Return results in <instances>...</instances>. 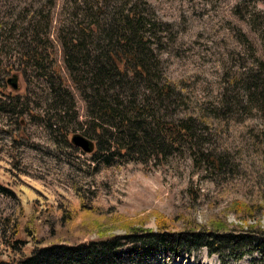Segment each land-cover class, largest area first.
I'll use <instances>...</instances> for the list:
<instances>
[{
  "label": "rangeland",
  "instance_id": "1",
  "mask_svg": "<svg viewBox=\"0 0 264 264\" xmlns=\"http://www.w3.org/2000/svg\"><path fill=\"white\" fill-rule=\"evenodd\" d=\"M123 3L143 18L136 35L145 39L151 72L132 81L110 74L105 92L85 64L75 63L79 55L73 63L66 58L65 46L79 43L92 61L103 37L113 42L117 19L127 15H120ZM34 52L39 68L29 60ZM14 75L15 89L7 82ZM164 88L169 96L159 93ZM96 90L132 121L153 123L166 153L161 161L156 148L133 143L127 127L122 132L99 115ZM258 90H264V0H0V187L14 194L0 190V219L13 221L20 206L16 238L28 241V229L36 239L54 235L62 243L122 234L126 224L156 230L153 212L172 231L264 230ZM135 105L147 110L138 115ZM152 114L161 124L183 119L193 137L165 143ZM91 118L103 125L99 131ZM75 134L110 148L105 153L117 142L135 153L95 161L71 144ZM66 212L74 217L69 222L61 220ZM9 229L0 226V260L11 259L3 243ZM32 247L27 242L23 252ZM243 252L236 258L202 248L150 264L260 263L259 254Z\"/></svg>",
  "mask_w": 264,
  "mask_h": 264
},
{
  "label": "trees",
  "instance_id": "2",
  "mask_svg": "<svg viewBox=\"0 0 264 264\" xmlns=\"http://www.w3.org/2000/svg\"><path fill=\"white\" fill-rule=\"evenodd\" d=\"M123 11H126L127 15L117 19L116 22L121 21L118 24L121 26L112 29L116 33L113 42L111 43L108 37H103V45L98 50L99 54L95 55L92 61H90L85 52L83 53L79 43L73 42L65 46L66 58L72 60L73 63L76 56L79 55L75 63L85 64V67L88 68V75H91V81L95 83V86L102 87L105 92L108 90L106 88L108 82L112 80L110 74L124 75L132 81L138 76L146 78L147 72H151L148 62L144 61L145 39L136 35L141 25L145 24L143 18L134 10V7L130 6L126 9L124 3L120 15H123ZM29 60L31 64L39 68V56L37 53L34 52L32 57H29ZM165 89H161L159 93H168L167 95L169 96L170 90ZM92 97L96 101V108L100 116H109L111 124L114 123L117 127H120L122 132L127 127L128 132H132L129 136L134 141L133 143L139 142L145 149L148 146H151L152 149L156 148L154 150L156 157L161 161V158L166 153L162 151L164 147L161 142L160 145L156 143L157 135H155L152 122L143 127L144 125L142 126L140 121H132L128 114L115 107V103L109 102L105 96L100 97L97 90ZM255 99L257 102L264 101V90H258ZM129 107L131 109L130 105ZM133 107L138 115H142V111L147 110L142 106L137 107L135 105ZM149 116L151 119L155 117L154 114H152L153 117ZM96 120L98 119L91 118L90 121L92 122L90 123H92L94 131H99L103 125L101 126L100 122L98 123ZM180 120L179 124H161L159 120L154 118L159 135L165 143L174 145L183 137H193L190 134V131L193 130L192 125L190 123L185 124L183 119ZM188 121L192 122L190 119ZM144 122L147 123V121ZM134 129L136 130L134 131ZM139 130L142 134H140ZM112 148L115 149L114 152L105 153L110 151V148L104 149L96 145L91 154H93L95 161L104 155L105 162H108L116 154L132 156L135 153L131 146L122 148L119 142L112 144ZM201 155L204 156L207 163H214L213 158L209 157V155H204V153ZM0 190L14 197V194L10 191L2 187H0ZM16 214L17 216L13 221L9 217L0 219V226H10L7 231L10 239L8 240L4 236L3 243L12 251L11 259L0 260V264H150V260L157 261L160 257L170 259L176 256L189 255L202 248L207 249L211 255H222L227 252L235 255L236 258L242 257L243 251L248 249L253 253L259 254L260 263L258 264H264V230L258 228L254 230L253 226H248L243 233H220L218 230L191 229L172 231L167 228L169 226L167 219L162 214L153 212L158 224L156 230L141 229L126 224V230L122 234H111L83 243L76 241L73 243H62L63 241L53 242L54 235L36 239L32 232L25 229L28 241H22L16 238L19 232V224L24 215L22 207L18 206ZM71 218L73 219L74 217H71L70 212H66L62 215L61 220L69 222ZM27 242L33 246L28 255L23 252V247Z\"/></svg>",
  "mask_w": 264,
  "mask_h": 264
},
{
  "label": "water",
  "instance_id": "3",
  "mask_svg": "<svg viewBox=\"0 0 264 264\" xmlns=\"http://www.w3.org/2000/svg\"><path fill=\"white\" fill-rule=\"evenodd\" d=\"M16 81H17V78L15 76L8 79V83H10L13 89L17 87ZM70 142L74 147L79 148L84 153H91L94 149L93 142L79 134L73 135L71 137Z\"/></svg>",
  "mask_w": 264,
  "mask_h": 264
}]
</instances>
